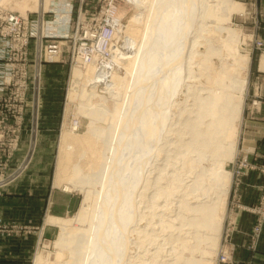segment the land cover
<instances>
[{
	"label": "bare ground",
	"instance_id": "6f19581e",
	"mask_svg": "<svg viewBox=\"0 0 264 264\" xmlns=\"http://www.w3.org/2000/svg\"><path fill=\"white\" fill-rule=\"evenodd\" d=\"M77 2L75 8L83 9L84 0ZM125 2L135 10L127 23L120 13L105 16L107 10L82 15L80 24L89 32L83 45L79 31L65 30L75 0H0L4 10L22 9L13 11L23 19L36 13L41 37L72 38L76 46L70 101H80L78 113L89 124L84 134L62 132L54 182L62 187L69 178L84 198L73 218H47L62 234L56 242L60 259L53 264H207L204 257L213 253L206 247L217 249L223 228L219 212L231 186L223 165L236 154L248 83L241 73L251 61L240 51L249 38L230 25L240 5ZM2 32L17 33L12 27ZM93 60L92 69L84 65ZM105 115L102 125L97 119ZM74 153L78 159L70 165ZM90 153L95 162L86 170L82 160ZM147 217L159 220L162 238L148 233ZM157 241L163 246L150 251ZM48 260L37 253L35 264Z\"/></svg>",
	"mask_w": 264,
	"mask_h": 264
},
{
	"label": "rangeland",
	"instance_id": "374dc122",
	"mask_svg": "<svg viewBox=\"0 0 264 264\" xmlns=\"http://www.w3.org/2000/svg\"><path fill=\"white\" fill-rule=\"evenodd\" d=\"M77 1L78 0H75V5H77L78 3ZM230 1H234L238 3L240 5V9H242V10L240 9L234 10L235 12L234 11L232 12V15L230 16V25L232 28L238 30L241 36H246V38H249L245 41V45L240 47V51L242 55L245 54L244 52L247 51L248 52L247 54H249L251 61L249 64L250 69L245 68V70L242 71L241 73L242 77H244L248 83H247L246 91L244 92L242 120L239 123V127H238L239 139L237 142L238 144L236 148V154L232 159H227L223 165L225 170L230 172L231 174L230 175L231 186H230L229 196L227 199L226 208L225 211L222 210L219 212V218L221 219L222 222L224 221L223 228H222L221 236L219 238V244L217 246V249L212 245H207L206 247L208 248L207 251L209 253H213L214 255L213 256L212 254H209L210 256L204 257L205 261L206 258L208 259L207 264L234 263V253L236 252L235 248L233 247L235 246L234 235L241 234L239 232H236L238 222L234 221L235 219L234 217L236 216V213L238 211L241 210L244 211L245 209V208L243 209V207H245L243 205L245 204L242 203L240 196H238V193L240 194V189L243 184V178H242L243 176H240V183L237 187V173L244 168V166L246 165L245 162H249L252 165L256 163L255 167L257 166L261 167L264 165V155L262 154L263 152H259V150L264 151V146H262V144L259 145V142L255 143L256 139L260 137L263 133V129L261 128V126H263L264 123V110H263L264 108L262 109L261 107V109H258L259 108L258 106L252 105L254 99L256 98L255 95H257V99L258 97H263L264 99V92L260 90V88H264V85L263 87H260L262 85L261 83L262 81L258 80L256 75V70L258 71V73L264 74V69L261 68L260 66L261 60H264V38L261 34L264 32L263 31L264 9L259 3V0H230ZM88 2L90 3V0ZM95 2L96 3H92V5L88 8L89 9L98 8L97 1ZM125 3L126 2L121 4L120 14L123 17V22L127 23V21H129L135 14V10L133 9L132 6L130 5L128 6V4ZM13 10L16 12H21L22 9L20 10L19 7L15 6ZM193 25L194 23L190 24L191 27ZM66 29L67 28H65V30ZM182 30L183 32H185V29ZM54 31L57 34L58 32H61V29L60 30L54 29ZM66 32L68 33L73 32V34L75 33V31L72 30H68ZM56 41L57 42L54 44H56V48L58 51L51 50V47L44 48V51L47 50L50 53L52 52V54L49 56H52L53 60H56V62L45 65V68L43 69V74H42L43 89L41 95L42 106L40 111L41 117L39 119L40 142L38 143V147L33 155L32 161L30 162L26 170L17 179V181H22L27 176L28 172L30 173L31 170L33 171V168L41 167L44 176L43 179L46 182H48L51 186L55 187L57 191L61 193L73 194L74 196L73 202L67 207L68 210L67 213L64 212L66 207L56 206L55 209H52V213H50V216L61 219H71L74 216H76V213L78 212L81 203L83 201L84 195L77 188H74L72 185H69L70 184L68 180L69 178H67V180L65 181V185H63L62 187H56L54 184L55 167H56L57 156L59 153L60 137L64 130H69L70 132L72 131L74 134H84L87 131L89 119L88 116L83 115L82 113L80 114L78 113L79 107H81V103L79 100H76L73 103L70 101V88H71L70 84L72 81L74 69L78 65L77 62H75L77 59V51H76V46L73 45L74 41L72 38L71 40L56 39ZM88 61L89 59L86 62ZM94 61L95 60H93L90 63H85L84 65L87 68L92 69V65L96 66L97 64L96 61L95 62ZM101 62L103 61L101 60ZM214 62L215 64H218L217 60H215ZM29 73L30 76L32 77L33 70L29 69ZM259 81L261 84H259ZM181 96L182 95L180 89V91L176 95V100L181 102V98L183 97ZM82 107L87 108L88 106L84 104L82 105ZM147 109H149V106L147 107ZM27 113L28 115L25 117L24 125H23L24 133L22 135L21 143L19 144L20 146L15 158V163L18 162V159H20L23 156V154L28 151L29 145L31 147H34L33 143L27 141L28 132L30 131L31 128V114L30 112ZM106 119L107 117L105 115V117L102 116L100 119H97V121L99 120L102 123V125H105ZM74 124L76 128L72 130L71 127ZM253 139L254 141L252 143ZM249 141H251V143H249ZM91 155L92 153H90L87 159L82 160L84 169L86 170L93 168V163L95 162V159ZM93 156L95 155L93 154ZM77 159H78L77 155L74 153L73 157L70 160V165L75 163ZM31 173L33 177L34 171ZM69 174H70V170H69ZM68 176H71V174ZM17 181L12 183L11 185L15 184ZM8 187L4 189L0 197L4 195V192ZM224 212H225V217H224ZM244 212L248 213L246 210ZM244 212L241 211L240 214ZM43 216L44 213H42L40 221H37L32 224H20V223H15L11 220L5 222L1 219H0V224L7 225L10 227L20 226L23 228H28L29 230L28 233L22 232L18 234H11V233L4 234L6 235V237L19 236L21 234L29 235L31 233L36 232L37 234L36 247L38 246L37 248L38 250L35 249L34 255L36 253H42L47 258V260L49 259L48 262L50 264H53V262H56L57 260L60 259L59 257L61 255V247L56 245V242L59 240L60 236H62L61 229L57 225H51L48 222L44 225L45 217L43 219ZM187 221H190V219ZM145 222L147 223L149 234H153V233L156 234L155 235L156 239L163 237L161 236L163 232L159 227L160 223L158 219L156 218L151 219L150 217H147ZM152 226L155 228L154 232L150 230ZM46 227H49L51 231L50 230H49L50 232L46 231L45 229ZM252 228L249 232L246 233L247 235L246 237L249 240L248 242L249 244L247 245L255 249L256 246L258 245L262 233L258 235L257 238H255L253 237ZM162 244L163 241H157V243L154 244L153 247L149 248V250L150 251L155 250L154 248L155 246H159ZM215 251L216 253H214ZM33 258L31 259L29 264H33ZM34 264H35V260H34Z\"/></svg>",
	"mask_w": 264,
	"mask_h": 264
},
{
	"label": "built area",
	"instance_id": "2783aa9c",
	"mask_svg": "<svg viewBox=\"0 0 264 264\" xmlns=\"http://www.w3.org/2000/svg\"><path fill=\"white\" fill-rule=\"evenodd\" d=\"M74 1V0H73ZM84 0L83 9L75 8V3L71 5L69 13L68 30L79 31L82 34L83 45L87 44L89 32L85 24H80L82 15L85 17L97 16L100 13L109 18H119L121 4L126 0ZM98 8H91L92 3H96ZM40 19L32 12L27 19L18 16L13 10H4L0 5V196L6 187L17 181L26 170L38 147L39 140V119L41 117L42 89H43V69L45 65L56 62L52 56L46 54L41 46L51 47L57 50L55 35L41 37L39 34ZM107 26L109 24L103 23ZM104 26L101 34L106 36L110 31ZM12 27L17 31L15 36L3 33L7 28ZM54 31V28H49ZM56 33V32H55ZM25 36V37H24ZM91 39V38H90ZM33 43V46H32ZM16 45H18L16 47ZM54 47H53V46ZM32 46V48H31ZM79 52L83 49L78 46ZM29 69L33 70L32 77ZM19 78L20 81L14 79ZM32 78V79H31ZM31 81V84H30ZM40 94V97H39ZM252 105L258 109L264 108L263 97L255 95ZM31 114V128L28 132L27 141L34 144L29 145V149L15 163L19 144L22 140L23 125L25 117ZM244 168L237 173V187L240 183V176L250 171H258L264 175V165L255 167L249 162H245ZM246 175V176H247ZM261 195L256 205H243L248 213L255 216L252 232L257 238L264 228V184L260 188ZM238 193V191H237ZM28 233V228L20 226H7L0 224V233ZM256 240V239H255Z\"/></svg>",
	"mask_w": 264,
	"mask_h": 264
},
{
	"label": "crops",
	"instance_id": "0c3cea01",
	"mask_svg": "<svg viewBox=\"0 0 264 264\" xmlns=\"http://www.w3.org/2000/svg\"><path fill=\"white\" fill-rule=\"evenodd\" d=\"M259 3L264 9V0H259ZM261 34L264 38V32ZM46 54L51 55L52 52L50 53L46 50ZM256 75L258 80L262 81L260 87H263L264 74H260L256 70ZM260 81L259 84H261ZM260 90L264 92V88H260ZM261 128L263 129V133L256 139L255 143L259 142V145L262 144L264 146V123ZM253 141L254 139L252 143ZM259 152H263L262 154L264 155V151L259 150ZM35 168H33V177L31 173L33 171L31 170L22 181H17L15 184L9 186L5 190L4 195L0 197L1 220L5 222L11 220L20 224H32L40 221L41 215L44 213L43 219L45 217V225L47 218L53 217L50 216V213H52V209H55L56 206L66 207L64 212H68L67 207L74 200L73 194L57 191L55 187L43 179L44 176L41 167ZM263 184L264 175L255 170L250 171L243 178L240 194L238 193L242 203L245 205H256L260 198V188ZM241 211L244 212L245 210ZM241 211H238L239 213L237 212L234 217V221L238 222L236 232L241 234L234 235L235 241H233L236 247H233L236 252L234 253L233 264H264V228L256 248L254 249L248 246L249 240L246 237V233L253 227L255 216L246 212L240 214ZM45 229L48 232L51 231L49 227ZM36 235V232H34L29 235L21 234L19 236L6 237L4 233H0V264H29L33 256L34 264L37 255V253L35 255L34 253L35 249L38 248V246L36 247Z\"/></svg>",
	"mask_w": 264,
	"mask_h": 264
}]
</instances>
